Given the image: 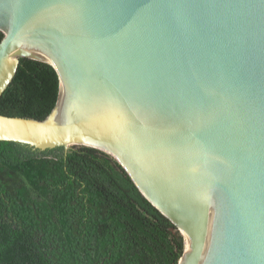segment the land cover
Instances as JSON below:
<instances>
[{
    "label": "water",
    "instance_id": "1",
    "mask_svg": "<svg viewBox=\"0 0 264 264\" xmlns=\"http://www.w3.org/2000/svg\"><path fill=\"white\" fill-rule=\"evenodd\" d=\"M0 94L51 64L0 141L112 155L184 237L178 264H264V0H0Z\"/></svg>",
    "mask_w": 264,
    "mask_h": 264
},
{
    "label": "trees",
    "instance_id": "2",
    "mask_svg": "<svg viewBox=\"0 0 264 264\" xmlns=\"http://www.w3.org/2000/svg\"><path fill=\"white\" fill-rule=\"evenodd\" d=\"M58 94L51 64L20 58L0 114L42 120ZM184 249L176 225L112 155L0 141V264H178Z\"/></svg>",
    "mask_w": 264,
    "mask_h": 264
},
{
    "label": "flooded vegetation",
    "instance_id": "3",
    "mask_svg": "<svg viewBox=\"0 0 264 264\" xmlns=\"http://www.w3.org/2000/svg\"><path fill=\"white\" fill-rule=\"evenodd\" d=\"M4 219L6 220V223H11L14 222L13 218L9 217V215L7 214ZM13 227L15 228V225L13 224Z\"/></svg>",
    "mask_w": 264,
    "mask_h": 264
},
{
    "label": "rangeland",
    "instance_id": "4",
    "mask_svg": "<svg viewBox=\"0 0 264 264\" xmlns=\"http://www.w3.org/2000/svg\"><path fill=\"white\" fill-rule=\"evenodd\" d=\"M71 147V146H70Z\"/></svg>",
    "mask_w": 264,
    "mask_h": 264
}]
</instances>
